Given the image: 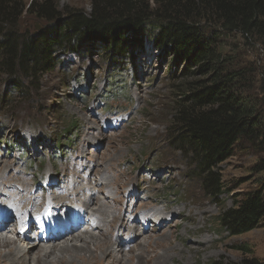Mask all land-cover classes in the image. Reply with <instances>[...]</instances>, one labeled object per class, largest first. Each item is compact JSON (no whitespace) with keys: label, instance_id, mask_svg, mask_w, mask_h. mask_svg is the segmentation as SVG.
Segmentation results:
<instances>
[{"label":"rangeland","instance_id":"1","mask_svg":"<svg viewBox=\"0 0 264 264\" xmlns=\"http://www.w3.org/2000/svg\"><path fill=\"white\" fill-rule=\"evenodd\" d=\"M44 1L22 0L26 7L14 24L18 33L38 36L56 25L59 20L47 23L26 13L31 3ZM93 1L50 0L62 14L73 10L88 13ZM130 1L155 6V0ZM87 43L79 49L75 45V51L54 50L49 66L35 74L18 66L10 74L0 66V188L7 183L13 185L10 193H15L24 186L38 200L53 198L61 207L83 202L93 194L98 200L87 201L91 213L96 203L114 211V202L120 198L118 208L129 227H134L130 222L136 212L133 207L152 203L154 210L146 211L149 218L159 214L170 221L163 226L149 218L144 221L145 231L132 243L136 245L133 255L125 256V260L134 256L132 262L146 247V235L165 239L155 247L157 254L167 251L161 264L238 263L250 256L264 259V223L230 236L218 221L224 209L264 183V169H260L264 166V137L240 140L231 156L215 167L223 194L212 196L204 189L194 155L177 149L171 138L174 107L186 93V82L205 76L195 67L184 74L186 61L180 59L174 65V55L154 47L148 35L142 37L141 46L129 45L126 59L119 58L121 65L104 51L103 43ZM218 43L229 68L241 73L237 87L255 104L264 126V40L220 31ZM106 181L110 186L104 188ZM24 194L18 193L19 199ZM140 209L137 224H142L138 219L145 214ZM111 215L101 218L111 220ZM87 217L93 227L84 225L86 232L76 235L90 238L107 232L106 225L96 226L93 216ZM132 232H120L124 248ZM115 241L113 238L112 243ZM150 246H155L154 240ZM115 252L118 259L127 251Z\"/></svg>","mask_w":264,"mask_h":264},{"label":"trees","instance_id":"2","mask_svg":"<svg viewBox=\"0 0 264 264\" xmlns=\"http://www.w3.org/2000/svg\"><path fill=\"white\" fill-rule=\"evenodd\" d=\"M159 1L150 7L130 0H95L88 13L73 10L63 14L50 0L31 3L26 13L47 23L59 20L34 36L15 30L14 24L26 7L22 0H0V66L10 74L17 66L35 74L37 69L49 66L54 50L75 51V45L79 49L81 44L93 45L90 43L96 41L103 43L104 51L121 65L119 58L126 59L129 45L141 46L142 37L148 35L154 47L168 49L174 55V65L180 59L186 61L184 74L195 67L205 76L186 82V93L174 107L175 131L171 138L177 149L194 155L204 189L212 196L222 195L221 176L215 167L231 156L240 140L264 137V126L255 104L237 87L241 73L226 64L218 43L219 32L264 40V0ZM218 221L230 236L263 224L264 183L224 209ZM210 264L224 263L219 260ZM225 264H264V259L250 256Z\"/></svg>","mask_w":264,"mask_h":264},{"label":"bare ground","instance_id":"3","mask_svg":"<svg viewBox=\"0 0 264 264\" xmlns=\"http://www.w3.org/2000/svg\"><path fill=\"white\" fill-rule=\"evenodd\" d=\"M109 186H110L109 181H106L102 187L105 188ZM22 192L26 193L27 190H23ZM78 194L83 195L84 193H78ZM14 197L19 199V197H17L16 195ZM88 200H91L93 204L95 201L98 200V197L96 195L89 194L88 199H86L83 202L76 200V202H78L81 205L80 211L82 213L89 212L93 216V221L96 222V226L97 225L102 226L103 224L106 225L108 227L106 233H102V234L98 233V234L90 235V238H87L85 235H82V236L76 235V234L85 233L86 229L83 230L82 232L74 230L72 232L69 231L63 234L60 233L57 235L56 238H51L48 242H44L46 244H41L43 242H39L38 240L33 239L34 242H32L30 245H27L28 243L27 244L24 243L26 241L24 238V235L23 236L18 235V232L15 227L12 228V226H10L7 222H0V230H1L0 231V264H65V263H70V264H145V262L151 261V260L152 262H154L153 264H161L165 261L164 256L167 255V251H164L161 254H157V251H156V248H158L156 244L159 245L160 243H162V240H165V239H162L161 235H159L157 238H153L154 236L152 235L143 236V240L145 241L146 247L143 246L142 247V249L144 248L143 250H141L140 248L141 251L138 252V254L135 256L137 260L135 262H132L133 261L132 259H134V256H131L130 259L125 260L126 259L125 256H128V254L133 255V251H134L133 249H135L136 245L132 243L134 239L136 238V235L137 234L142 235V233L145 231V229L143 228H141L142 230H139L140 228L136 221L137 210L140 208L144 209L145 214L143 213L144 215L142 214L143 215L142 217L143 219H146V218L148 219L149 216H148V213H146V211L149 212V211L154 210L153 205H151L152 203H148L147 201H145L141 203L138 207H133L132 212L134 211L136 212L131 217L132 220L130 222L133 223L134 227H129L128 226L129 223L126 222L124 219L125 214H121V210L118 208V206L122 204V200L120 198L116 199L114 202L117 205L116 208L114 207V211H111V210L106 211L104 208L106 204L96 203V210L92 208L93 213L89 211V208L87 205ZM54 205L55 204H53V206ZM65 206L67 207V205ZM23 207H26V203L23 204ZM54 210L56 211L55 208ZM97 212L98 214H101L99 215L100 217L97 216ZM111 213H112L111 220L109 219L105 220L104 219L105 216L110 215ZM171 214L173 215V213ZM101 216H103L104 218L102 217L103 218L102 219ZM161 217L162 215H159V214L155 217V222H158L159 226L161 225L163 226V224H166L168 222V219L170 221V217L168 216L164 218H161ZM64 221H65V218H59L58 224H62ZM116 227H117V230H115ZM123 229L124 230L126 229L127 231L129 230L133 231L129 236H127L128 238L127 240L128 245H126L127 248H124L125 244L122 243L123 238L119 235ZM115 231L117 232L115 233ZM12 232H14L15 237L14 236L11 237L9 235ZM113 238H116V241L114 243H112ZM101 239L104 241L107 239L110 243L104 242ZM152 240H154L155 246L151 247L150 243ZM37 245L39 246L36 248ZM114 246H117V248L114 249ZM33 247H35L36 250L34 251V254H31L30 251L31 249H33ZM150 247L151 249H153V251H151V253L149 254V251L147 250L150 249ZM122 250L127 251V252L123 253L121 258L117 259L116 258L117 253L115 251H122ZM114 252L116 255H114Z\"/></svg>","mask_w":264,"mask_h":264}]
</instances>
